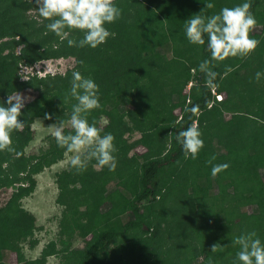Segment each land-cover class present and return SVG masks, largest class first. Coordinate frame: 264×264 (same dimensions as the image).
<instances>
[{
  "label": "trees",
  "instance_id": "16d2710c",
  "mask_svg": "<svg viewBox=\"0 0 264 264\" xmlns=\"http://www.w3.org/2000/svg\"><path fill=\"white\" fill-rule=\"evenodd\" d=\"M13 1L0 4V36L7 37L0 43V101L24 87L36 90L38 97L21 109L18 119L25 127L13 131L12 150H0V188L14 187L0 206V264H11L12 253L20 258L22 244L33 238L34 217L20 203L33 190L32 174L66 151L54 137L42 160L32 162L24 148L33 137L34 118L49 113L47 120L66 122L70 117L76 101L70 93L73 71L93 75L100 103L107 104L90 110L87 119L101 128L99 115L107 117L102 134L111 132L115 138L117 166L109 170L99 165L100 173H116L117 186L107 192L100 181L96 193H89L95 175L91 167L98 164L94 158L80 171L59 173L60 232L67 238L61 237L60 248L50 240L41 260L30 263H43L61 251L63 264H234L239 250L235 237L255 231L264 240V76L255 79L257 71L264 73V11L258 9L264 0H249L256 24L263 28L250 34L259 41L257 47L247 56L216 61L218 75L212 84L198 67L210 57L207 43H189L184 25L193 14L218 13L223 0H212L211 9L204 0H115L121 16L106 25L115 35L96 48L69 46L67 38L62 41L47 29L51 20L43 17L37 26L30 21L24 29L19 8L38 7L37 0ZM229 2L233 7L243 0ZM68 31V38L76 41L84 34ZM18 44L22 46L16 53ZM51 56H73L75 68L16 79L19 63ZM212 88L225 97L216 100ZM176 108L180 114H175ZM224 111L230 112L226 120ZM191 124L200 128L204 140L195 159L186 157L175 139L177 131ZM134 131L140 135L128 141L125 134ZM136 146L145 151L128 156ZM213 155L212 164L229 165L215 176L208 163ZM77 176L81 192L69 188ZM77 238L82 246H73L71 239Z\"/></svg>",
  "mask_w": 264,
  "mask_h": 264
},
{
  "label": "clouds",
  "instance_id": "9594fccd",
  "mask_svg": "<svg viewBox=\"0 0 264 264\" xmlns=\"http://www.w3.org/2000/svg\"><path fill=\"white\" fill-rule=\"evenodd\" d=\"M204 3L206 8L214 7L212 0H204ZM37 4L39 16L51 20L46 25L47 29L62 41L67 38L69 46L96 48L105 43L107 38L115 35L106 25L121 16V9L115 0H37ZM250 7L249 0H243L210 16L196 13L186 19L184 33L188 42L197 45L207 43L210 57L203 59L198 66L207 77V83L212 84L216 80V61L230 56H247L257 47L259 41L249 34L257 23ZM66 29H79L83 31V37L79 41L68 38L69 31ZM262 76L264 73L260 71L255 73L257 81ZM70 93L77 101L72 105L69 119L74 133L65 134L63 120L53 123L52 135L57 145L73 154L70 163L77 171L84 169L93 158L100 166L114 170L117 149L113 134H102L103 130L87 119L90 110L100 107L99 85L93 78L73 71ZM23 107L24 98L21 95H9L6 100L0 101V150L7 148L11 151L13 131H22L25 127V121L18 119ZM190 110L196 112L197 106ZM45 118L51 119V114L45 113ZM175 139L182 146L185 156L190 155L193 159L204 146L202 132L195 124L181 128L176 132ZM213 160L215 155L208 163L212 164ZM228 166L227 163L212 164L211 174L215 176ZM234 243L239 245L234 264H264V240L255 231L241 233L234 238ZM216 250L217 244H214L212 251Z\"/></svg>",
  "mask_w": 264,
  "mask_h": 264
},
{
  "label": "rangeland",
  "instance_id": "374dc122",
  "mask_svg": "<svg viewBox=\"0 0 264 264\" xmlns=\"http://www.w3.org/2000/svg\"><path fill=\"white\" fill-rule=\"evenodd\" d=\"M13 0H2L0 2L1 6L6 3H10ZM27 1V0H24ZM145 2L144 0H142ZM14 2V1H13ZM148 2V0H147ZM222 8L228 7L230 3L229 0H223ZM258 9L264 11V5L258 7ZM20 12L18 13L20 22L23 24V28L29 27L30 21L33 24L32 26H37L40 22H42V17L39 16L38 7L34 6H20ZM256 18V17H255ZM257 21V20H256ZM263 30L261 24H255L251 30V33H260ZM263 32V31H262ZM41 35V34H40ZM34 37V34L33 36ZM41 39V36H38L37 40ZM3 40H7V37L0 36V43ZM21 44H18L14 47V51L16 53L19 52V48H21ZM54 47V46H52ZM54 52V49H50ZM6 49L4 50V52ZM168 58L169 55H166ZM264 57V56H263ZM170 59V58H169ZM76 65V59L73 56H65V57H53L51 56L48 59H40L33 63H19L18 67L15 71V76L18 81L26 80L31 76H46L47 74H61L65 73L67 70H73ZM93 78V75H90ZM17 80L15 82H17ZM192 80V79H191ZM193 82V81H192ZM191 85L188 83L185 86V91ZM38 92L31 88H20L14 90L10 93V95H21L24 98V105L32 101L33 99L38 97ZM222 98L225 97V93H221ZM216 99V98H215ZM172 100L176 101L177 96L174 94L172 96ZM217 100V99H216ZM39 103H43L42 100H38ZM45 103V102H44ZM77 103V101H75ZM107 104L100 103L99 108H95L93 110H98L101 107H106ZM67 112L71 109L67 108ZM175 114H180V109L176 108L174 110ZM230 116V112L224 111L223 117L224 119H228ZM70 117L65 122L64 129H72L69 123ZM59 123V121H50L44 118L43 116H37L31 123V128L33 130V137L29 141V143L24 148L25 154L31 157L32 162H38L42 160L41 154L46 153L49 147H51V142L54 136L52 135L53 123ZM107 122V117L105 115H99V119L97 121L98 125L102 128ZM140 135L139 132L134 131L132 134L127 133L125 137L128 141H132ZM214 139L211 141L210 144L214 143ZM145 148L142 146H136L132 148L128 156L131 155H140V153L144 152ZM72 153H68L65 151L60 159L56 161L50 162L49 165L43 166L38 172L32 174L35 184L33 190L26 196L20 199V203L22 207L30 212L34 217V233L33 238L30 237V240H26L20 249L19 257L17 258L15 254H11L10 262L11 264H63L65 261V256L61 251L58 253H54L52 255L47 256L44 259L43 263L36 262L30 263L31 261H35L40 258L41 260V250L42 248L50 241L55 240L57 242L56 248H60L61 246V237L62 239H66L67 235L60 232V228L62 224L61 221V212L63 210V206L57 202V197L59 194L58 188V174L63 171H72L74 167L71 165L70 160L72 157ZM44 156V155H43ZM141 161V160H140ZM139 159L137 158V161ZM92 173H94V178L92 179L91 187L89 188V193H96V187H99L97 182L103 181L104 190L109 192L115 186H117V179L116 173L112 176L106 173H100V166L96 164L91 167ZM264 177V176H263ZM78 179L71 181L69 184V188H75L76 190L80 191L79 189H83L81 187V182ZM189 179L191 184L194 183V172L189 173ZM14 187H1L0 188V206H3L6 201L9 199ZM85 191V190H84ZM81 192V191H80ZM82 194V193H81ZM243 210L245 208H242ZM250 210V208H248ZM114 211V210H112ZM35 240L34 243L30 242ZM73 246H82L83 242L81 238H77L76 240L71 239Z\"/></svg>",
  "mask_w": 264,
  "mask_h": 264
},
{
  "label": "built area",
  "instance_id": "2783aa9c",
  "mask_svg": "<svg viewBox=\"0 0 264 264\" xmlns=\"http://www.w3.org/2000/svg\"><path fill=\"white\" fill-rule=\"evenodd\" d=\"M189 84H191V82H189ZM212 93L215 95V97H216V99H221L222 98V96H221V94H219V93H216L213 89H212Z\"/></svg>",
  "mask_w": 264,
  "mask_h": 264
},
{
  "label": "flooded vegetation",
  "instance_id": "af4514ba",
  "mask_svg": "<svg viewBox=\"0 0 264 264\" xmlns=\"http://www.w3.org/2000/svg\"><path fill=\"white\" fill-rule=\"evenodd\" d=\"M46 59H48V58H46ZM39 77H44V76L42 75V76H39Z\"/></svg>",
  "mask_w": 264,
  "mask_h": 264
}]
</instances>
